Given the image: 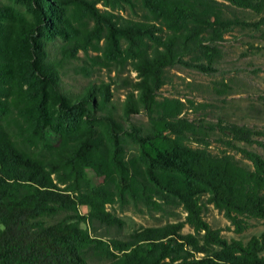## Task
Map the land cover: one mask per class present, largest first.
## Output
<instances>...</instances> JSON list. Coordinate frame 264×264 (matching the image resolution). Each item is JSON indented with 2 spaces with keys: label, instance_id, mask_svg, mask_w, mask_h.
I'll return each mask as SVG.
<instances>
[{
  "label": "trees",
  "instance_id": "16d2710c",
  "mask_svg": "<svg viewBox=\"0 0 264 264\" xmlns=\"http://www.w3.org/2000/svg\"><path fill=\"white\" fill-rule=\"evenodd\" d=\"M30 1L35 15L26 25L0 22V264H264V232L246 243L228 240L203 218L212 205L236 234L249 219L264 225V158L247 148L264 152V131L203 127L184 116L181 99L158 98L167 69H215L219 43L239 24L229 8L260 15L253 25L264 27V0ZM14 41L27 47L34 100L13 76ZM72 62L85 77L129 66L135 77L120 106L108 82L65 88ZM51 104L67 123L87 126L60 132L54 143ZM139 114L145 122L132 120ZM217 130L248 164L208 149ZM86 169L101 182L92 185ZM112 202L154 213L179 207L185 217L125 239L81 227L123 228L106 208Z\"/></svg>",
  "mask_w": 264,
  "mask_h": 264
},
{
  "label": "rangeland",
  "instance_id": "374dc122",
  "mask_svg": "<svg viewBox=\"0 0 264 264\" xmlns=\"http://www.w3.org/2000/svg\"><path fill=\"white\" fill-rule=\"evenodd\" d=\"M97 7L104 9L99 3ZM109 10V8H106ZM116 12V11H114ZM122 15L125 13L121 12ZM35 8L30 0H0V22H15L19 27L26 25L34 18ZM231 19H236L239 24L224 36L219 43L220 57L214 64V70L203 73L195 68L174 66L166 71L165 84L158 91V98H179L185 102L184 116L197 125L207 127L209 125H227L230 123L246 126L254 131H264V27L256 28L253 23L260 15L250 10L231 7L226 11ZM83 56L81 52L78 54ZM13 76L27 90L34 100L36 85H29L31 80L27 74V47L14 41L12 46ZM84 65L80 61V66ZM78 63H69L63 75V85L73 93L80 92L89 82L101 81L111 84L113 93L112 101L120 106L129 89V79L135 77V73L129 66L122 68L92 69V74L85 77L78 74ZM48 120L50 124V138L54 143L59 133L73 129L75 125L86 127L85 120L76 123H67L55 107L48 106ZM119 109V108H118ZM132 120L145 122L143 114L135 115ZM219 131L207 137L208 149L213 153L224 151L231 153L242 164H248L240 154L229 150L220 142ZM223 139L226 137L222 136ZM241 146V143H236ZM193 147L196 144H191ZM260 153L264 158V152L256 145L247 147ZM86 178L92 185L99 184L101 178L97 177L90 169L85 171ZM107 210L124 222L123 228L107 227L94 224L87 227L89 231L102 237L125 239L132 231L141 227H156L166 223L184 220L185 213L181 208H174L165 213L148 212L142 207L134 208L132 205L120 206L117 202L106 205ZM89 208L79 206L81 215L88 213ZM203 218L212 228L222 229V236L228 240L236 239L246 243L252 236H259L264 232L263 221L249 219L247 228L240 234H236L223 214L212 205H207ZM188 226H184L183 233L191 232ZM93 234V233H92ZM264 256V251L261 254ZM90 262H94L90 260Z\"/></svg>",
  "mask_w": 264,
  "mask_h": 264
}]
</instances>
